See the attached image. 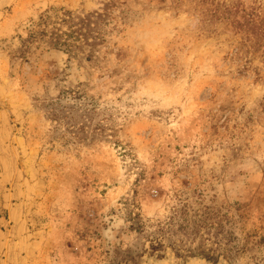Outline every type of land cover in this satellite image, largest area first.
<instances>
[{
  "label": "rangeland",
  "instance_id": "374dc122",
  "mask_svg": "<svg viewBox=\"0 0 264 264\" xmlns=\"http://www.w3.org/2000/svg\"><path fill=\"white\" fill-rule=\"evenodd\" d=\"M0 264H264V0H0Z\"/></svg>",
  "mask_w": 264,
  "mask_h": 264
},
{
  "label": "trees",
  "instance_id": "16d2710c",
  "mask_svg": "<svg viewBox=\"0 0 264 264\" xmlns=\"http://www.w3.org/2000/svg\"><path fill=\"white\" fill-rule=\"evenodd\" d=\"M60 12H63V16L64 17H67L68 16V14H70L69 12H67V11H64V10H59L58 12H57V14L58 13H60ZM55 15V14H54ZM55 16H57V15H55ZM52 19H53V17L50 15V14H48V13H46V14H44L43 16H41L40 17V19H39V21L37 22V31H33L32 32V35H31V37L32 38H36V37H39V36H45V33L47 32V28L51 25V23H52ZM66 37V36H65ZM63 45H65V39L63 40V42H61ZM61 43H59V44H61Z\"/></svg>",
  "mask_w": 264,
  "mask_h": 264
}]
</instances>
